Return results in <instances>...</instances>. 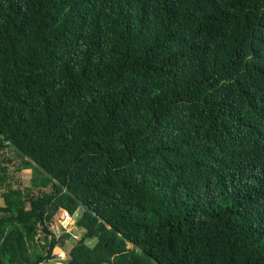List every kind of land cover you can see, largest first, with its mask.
I'll use <instances>...</instances> for the list:
<instances>
[{"label":"trees","instance_id":"obj_1","mask_svg":"<svg viewBox=\"0 0 264 264\" xmlns=\"http://www.w3.org/2000/svg\"><path fill=\"white\" fill-rule=\"evenodd\" d=\"M0 198V264H264V0H0Z\"/></svg>","mask_w":264,"mask_h":264},{"label":"rangeland","instance_id":"obj_2","mask_svg":"<svg viewBox=\"0 0 264 264\" xmlns=\"http://www.w3.org/2000/svg\"><path fill=\"white\" fill-rule=\"evenodd\" d=\"M7 156L10 158V160H12V159H13V161L16 160V163H17V159H16V157H14L13 152L8 153ZM5 166L8 167V169H9V173H8L9 184L12 187L13 190H16V189H21V190L22 189H28L29 190L28 191L29 196L35 195V190L32 189V187L30 185V180L35 175L32 170H30V169H21V170H19V164L14 166V165L8 163ZM5 189H6V186H5ZM3 205H4V202H3V198H2V199H0V206H3ZM79 213H81V208H78L77 211H75V213L73 214V216H70L71 219H74V221H75V219L79 216ZM52 221H53L52 225L49 227V229H50V231H52L56 235H58V233H60V235L61 234L63 235L65 233H67L69 230H71L70 228L69 229L65 228V226L67 225V223L69 221H67L65 219V217H63V212L62 211L58 212L57 215L53 218ZM75 228H76V226H74V228L71 230V236H70L71 239L72 238L78 239V237H81V235H82L81 234L82 231L78 230V229L76 230ZM36 238H37V243H38L39 247L41 245H43V240L41 239V236H40V238H38L36 236ZM67 241H69L67 238L63 239V244H64L65 249H67V247L69 249V247L71 246V244L67 243ZM89 244L91 246H93L95 244V241H90ZM51 255L55 258L57 255H64V252L61 249H59V247L53 246V249L51 251ZM54 262H52V263H54Z\"/></svg>","mask_w":264,"mask_h":264},{"label":"built area","instance_id":"obj_3","mask_svg":"<svg viewBox=\"0 0 264 264\" xmlns=\"http://www.w3.org/2000/svg\"><path fill=\"white\" fill-rule=\"evenodd\" d=\"M63 212V217H65V219L67 220V221H69L68 223H67V225L65 226V228L67 229V226H68V224L73 220V219H71V217H70V215H68L66 212H64V211H62ZM70 219V220H69ZM50 227V226H49ZM40 229H41V227L40 226H38V236L37 237H40V236H46V238L47 239H50L51 237H52V235H53V237L54 238H58L59 236H60V233H58V235H56L55 233H53L52 231H50V229L48 228V230L50 231V233L51 234H43V233H41L40 232ZM62 235V234H61ZM52 249H53V247H52ZM52 251V250H51ZM51 255V254H50ZM51 257L53 258L52 260H49L47 263L48 264H63V262L65 261V259H66V256H65V254L64 255H57L55 258L51 255ZM55 261V262H54ZM52 262H54V263H52ZM43 264V263H42ZM45 264V263H44Z\"/></svg>","mask_w":264,"mask_h":264},{"label":"crops","instance_id":"obj_4","mask_svg":"<svg viewBox=\"0 0 264 264\" xmlns=\"http://www.w3.org/2000/svg\"><path fill=\"white\" fill-rule=\"evenodd\" d=\"M0 199H2V198H0ZM3 202H4V200H3ZM4 206V205H3ZM3 206H0V207H3Z\"/></svg>","mask_w":264,"mask_h":264}]
</instances>
